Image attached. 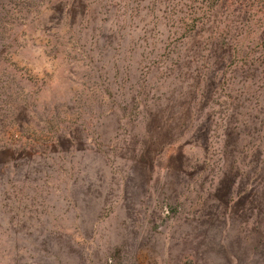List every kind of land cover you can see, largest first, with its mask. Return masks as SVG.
I'll return each instance as SVG.
<instances>
[{
    "label": "rangeland",
    "instance_id": "rangeland-1",
    "mask_svg": "<svg viewBox=\"0 0 264 264\" xmlns=\"http://www.w3.org/2000/svg\"><path fill=\"white\" fill-rule=\"evenodd\" d=\"M0 264H264L257 0H0Z\"/></svg>",
    "mask_w": 264,
    "mask_h": 264
},
{
    "label": "trees",
    "instance_id": "trees-1",
    "mask_svg": "<svg viewBox=\"0 0 264 264\" xmlns=\"http://www.w3.org/2000/svg\"><path fill=\"white\" fill-rule=\"evenodd\" d=\"M217 1H220V0H217ZM247 1V0H246ZM255 1V0H254ZM260 4V9H264V0H257Z\"/></svg>",
    "mask_w": 264,
    "mask_h": 264
}]
</instances>
